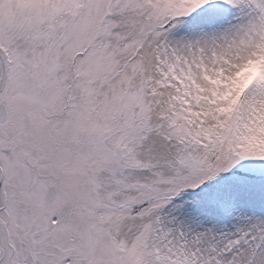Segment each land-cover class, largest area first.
Segmentation results:
<instances>
[{"label": "snow or ice", "instance_id": "6c2138e0", "mask_svg": "<svg viewBox=\"0 0 264 264\" xmlns=\"http://www.w3.org/2000/svg\"><path fill=\"white\" fill-rule=\"evenodd\" d=\"M0 264H264V0H0Z\"/></svg>", "mask_w": 264, "mask_h": 264}]
</instances>
